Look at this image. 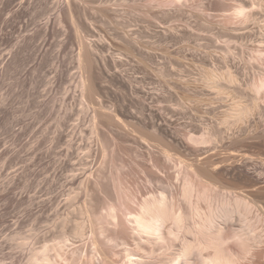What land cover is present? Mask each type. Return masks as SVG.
Masks as SVG:
<instances>
[{
    "label": "rangeland",
    "instance_id": "1",
    "mask_svg": "<svg viewBox=\"0 0 264 264\" xmlns=\"http://www.w3.org/2000/svg\"><path fill=\"white\" fill-rule=\"evenodd\" d=\"M262 84L264 0H0V264L64 238L73 264L94 238L123 264L128 213L188 214L186 184L264 208ZM254 217L243 255L220 222L241 264H264Z\"/></svg>",
    "mask_w": 264,
    "mask_h": 264
},
{
    "label": "bare ground",
    "instance_id": "2",
    "mask_svg": "<svg viewBox=\"0 0 264 264\" xmlns=\"http://www.w3.org/2000/svg\"><path fill=\"white\" fill-rule=\"evenodd\" d=\"M239 13L243 15L242 11ZM80 84L84 87L86 79L82 78ZM260 88H264V84ZM183 197L188 203V214H184L175 203L168 201L162 195L145 200L139 205L137 212L128 213L129 217L126 220L135 235L134 249L125 248L123 264H144L147 259H158L157 246L162 248V256L159 258L165 264H241V261L243 262L242 255L252 250L250 243L253 240L257 241L258 233H255L256 228L251 217L255 215L258 218L264 215V208L255 210L249 202L239 196L225 194L216 197L207 187L198 188L192 184L185 185ZM200 203H205L204 211H201ZM236 216L239 217L242 226L240 230H234L235 228L232 230L231 239L241 248L242 255L228 248L229 245L225 247L228 241L222 237L225 226L220 225V222L232 220ZM97 240L92 239L90 253L93 255L90 264H115L111 259L112 256L106 253L108 251H104L105 247ZM66 241L64 238L50 248L43 246L40 252H32L29 256V264H73L74 259L68 258L67 253L64 252L63 246ZM110 242L113 243L114 240L105 243ZM112 248L113 246L110 248L111 251ZM49 251H53V255H50ZM205 252L208 254H204Z\"/></svg>",
    "mask_w": 264,
    "mask_h": 264
}]
</instances>
